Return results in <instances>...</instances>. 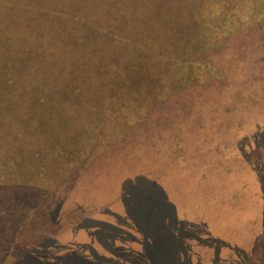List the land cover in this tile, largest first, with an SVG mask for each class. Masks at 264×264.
Returning a JSON list of instances; mask_svg holds the SVG:
<instances>
[{
	"label": "rangeland",
	"instance_id": "374dc122",
	"mask_svg": "<svg viewBox=\"0 0 264 264\" xmlns=\"http://www.w3.org/2000/svg\"><path fill=\"white\" fill-rule=\"evenodd\" d=\"M208 25L183 0H0V264H264V237L244 233V211L239 232L202 240L200 163L178 159L195 145L190 159L225 165L246 149L237 140L218 152L214 123L187 134L191 107L157 96L192 74L184 61L211 55ZM218 81L179 92L206 109L214 85L233 89ZM200 135L212 139L186 142ZM214 171L213 194L257 182L256 170L234 172L216 186ZM182 185L193 195L174 191Z\"/></svg>",
	"mask_w": 264,
	"mask_h": 264
},
{
	"label": "trees",
	"instance_id": "16d2710c",
	"mask_svg": "<svg viewBox=\"0 0 264 264\" xmlns=\"http://www.w3.org/2000/svg\"><path fill=\"white\" fill-rule=\"evenodd\" d=\"M183 1L187 4L191 17H196L197 21H203L204 25H212L207 26L202 36L209 44L214 43V47L208 57L199 58L197 53L198 55L194 59L184 61V64L178 68L182 70L187 68L188 72H192V74L185 76L187 78L176 76L173 80L170 79L169 84L165 83L170 85V89L160 91L157 96L165 106L191 107V122L185 125L187 134L207 132L208 123H214L217 135L211 131L212 136L220 137V134H222L221 138L224 136L221 142L218 140L216 142L215 149L218 152H221L223 147L228 148L237 140L240 141V148L246 149L244 155L240 152L239 155L237 153L229 155V160L225 158L223 160L225 165L221 163L220 157L212 162L210 159H204V155L190 159L192 151L196 148L191 143L210 141L212 136L209 137L210 139L203 135L186 138L189 146L193 147L181 149V151L187 152H182L185 157L178 159L185 166L195 162L200 163L195 179L198 178V183L196 182L197 195L203 200L196 203L191 202L197 212L203 210V214L198 212V222L202 217H205L206 220L204 229H202L203 232H206L202 236V240L207 244L213 238L217 243L221 237L239 232V229L234 225V218L241 211L247 213L244 233L254 238H262L264 237V227L262 234L259 235L258 231L264 222V178L261 180L259 177V175L264 176V0ZM178 30L172 28L169 32L166 30V33L173 35ZM182 36L185 37V35ZM191 39L194 38L189 36L186 39L185 37L186 42L191 43ZM200 42L199 39L195 41L198 49L202 46ZM169 69L171 68L169 67ZM180 71L175 67L174 72L178 76ZM218 80H221L219 85L225 83L233 89L232 91L228 90L226 96H221L218 86L212 83L214 85L212 88L214 100L208 105L204 104L206 109L202 105L199 108L196 107L202 102L201 99L193 96L187 98L179 92L181 87L188 88L195 83L199 85L203 83L202 87H204L205 82H219ZM179 86L181 87L179 88ZM174 112L179 113L178 110ZM172 124L168 123L170 126ZM228 135L233 136L235 141H228ZM152 143L154 145V142ZM164 143L170 149H175L176 144L173 141L166 140ZM220 143L221 145H219ZM254 143L259 145L253 146ZM251 147L254 148L253 151L248 150ZM170 154L174 159L176 155L172 151ZM235 166L236 168L233 169ZM255 170L257 182L255 181L249 189L233 190L234 186L231 187L230 184H227L225 186L230 188L227 192L220 191L218 194H213V188L207 185L208 180L206 181V179L211 180L212 171L216 173V176L219 175L216 180L217 186L222 182L223 177L230 178L231 174H236L235 180L237 181ZM233 185L235 184L233 183ZM174 191L179 194L183 191L181 195L186 197L185 194L190 192L192 196L195 189L186 190L182 185V189L175 188ZM246 200L249 203L244 202ZM182 214L187 216L189 213L183 211ZM220 224H224V226ZM195 228L197 229V227ZM225 240L227 239L225 238Z\"/></svg>",
	"mask_w": 264,
	"mask_h": 264
}]
</instances>
